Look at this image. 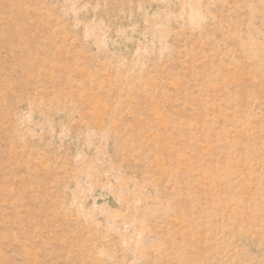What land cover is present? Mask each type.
I'll return each mask as SVG.
<instances>
[{"label":"rangeland","instance_id":"obj_1","mask_svg":"<svg viewBox=\"0 0 264 264\" xmlns=\"http://www.w3.org/2000/svg\"><path fill=\"white\" fill-rule=\"evenodd\" d=\"M0 264H264V0H0Z\"/></svg>","mask_w":264,"mask_h":264}]
</instances>
